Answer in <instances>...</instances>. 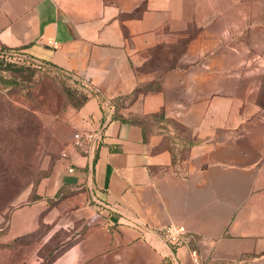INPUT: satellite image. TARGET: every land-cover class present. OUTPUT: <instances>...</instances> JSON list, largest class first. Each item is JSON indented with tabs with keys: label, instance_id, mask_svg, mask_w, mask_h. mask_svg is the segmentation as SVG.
<instances>
[{
	"label": "crops",
	"instance_id": "0c3cea01",
	"mask_svg": "<svg viewBox=\"0 0 264 264\" xmlns=\"http://www.w3.org/2000/svg\"><path fill=\"white\" fill-rule=\"evenodd\" d=\"M0 48L89 92L52 124L1 263L264 264V0H0ZM170 224L190 235L174 250Z\"/></svg>",
	"mask_w": 264,
	"mask_h": 264
},
{
	"label": "rangeland",
	"instance_id": "374dc122",
	"mask_svg": "<svg viewBox=\"0 0 264 264\" xmlns=\"http://www.w3.org/2000/svg\"><path fill=\"white\" fill-rule=\"evenodd\" d=\"M8 62L16 67L7 69ZM81 90L50 64L0 48V232L12 209L51 172L57 158L51 126L79 107ZM14 258L0 264H29Z\"/></svg>",
	"mask_w": 264,
	"mask_h": 264
},
{
	"label": "built area",
	"instance_id": "2783aa9c",
	"mask_svg": "<svg viewBox=\"0 0 264 264\" xmlns=\"http://www.w3.org/2000/svg\"><path fill=\"white\" fill-rule=\"evenodd\" d=\"M104 107H106V117L110 120L115 113L116 103L112 98H109L104 101ZM74 138L76 144L80 146L86 145L88 150H96L104 139V128L102 127L94 131L77 132L74 134ZM69 170L73 171V167L69 168ZM153 232L171 250L187 242L190 237L184 225L170 224L162 228L154 229ZM191 255L194 262L200 264V256L196 249L191 250Z\"/></svg>",
	"mask_w": 264,
	"mask_h": 264
},
{
	"label": "trees",
	"instance_id": "16d2710c",
	"mask_svg": "<svg viewBox=\"0 0 264 264\" xmlns=\"http://www.w3.org/2000/svg\"><path fill=\"white\" fill-rule=\"evenodd\" d=\"M3 49L10 50L9 48H3ZM11 51H13V50H11ZM6 65L9 67L7 69H11L13 67H16V64H14L13 62H8ZM51 66H53V65H51ZM53 67L57 70V72L60 75L63 76L64 79L69 80V81L71 80V81L77 82L81 86L82 90L76 92L82 98L81 104L78 107V108H80L87 101V99L89 98V95H88L89 92H87L86 85L83 82L81 83L79 81V79H74V76L72 74H67L65 71H63V70H61L59 68H56L55 66H53ZM5 81L9 82V83L11 82L10 79L5 80ZM64 85H66V83Z\"/></svg>",
	"mask_w": 264,
	"mask_h": 264
}]
</instances>
